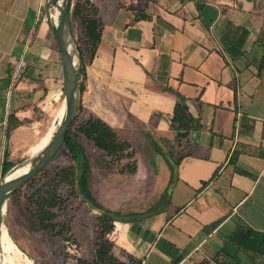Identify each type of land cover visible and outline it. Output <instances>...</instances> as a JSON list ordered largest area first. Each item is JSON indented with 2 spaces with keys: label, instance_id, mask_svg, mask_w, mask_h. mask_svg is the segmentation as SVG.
I'll return each instance as SVG.
<instances>
[{
  "label": "crops",
  "instance_id": "crops-1",
  "mask_svg": "<svg viewBox=\"0 0 264 264\" xmlns=\"http://www.w3.org/2000/svg\"><path fill=\"white\" fill-rule=\"evenodd\" d=\"M91 1L102 30L82 105L113 128L149 127L152 144L176 135V93L193 118L162 204L116 212L115 254L129 264H264L232 239L264 232V0ZM40 5L0 0L1 169L43 130L51 79L40 69Z\"/></svg>",
  "mask_w": 264,
  "mask_h": 264
},
{
  "label": "rangeland",
  "instance_id": "rangeland-1",
  "mask_svg": "<svg viewBox=\"0 0 264 264\" xmlns=\"http://www.w3.org/2000/svg\"><path fill=\"white\" fill-rule=\"evenodd\" d=\"M69 17L70 34L73 39L75 59L76 49L84 50V34L79 15L72 8ZM89 2H92L89 0ZM39 21L46 24V35L42 38L40 69L49 82L47 98L43 103L45 116L42 133L58 125L57 113L62 101V78L60 76V58L57 42L46 15V0H41ZM85 62L88 54L84 53ZM79 83L83 84L82 73ZM82 104V97H81ZM92 114L83 105L69 131L82 144L89 159L87 182L89 195L93 196L103 208L120 212L127 216L145 212L162 204L160 196L167 190L172 167L170 159L176 161L180 140L176 135L172 140L152 144L146 136L150 128L133 121L125 127L113 128L121 140L131 144L133 156L121 160L106 155L78 131V126ZM175 130V129H171ZM19 163V162H18ZM133 174L122 172L124 165L131 168ZM74 162L65 146H62L49 164L15 191L8 199L2 215V226L8 231L19 253H11L16 262L30 264H76L77 258H88L92 254L96 231V218L100 210L91 207L78 194L77 187L63 182L59 172L73 167ZM1 180V177H0ZM54 199L56 202L57 226H63L61 232L54 235L42 229L36 215L38 202ZM52 202V201H51ZM5 254V253H4Z\"/></svg>",
  "mask_w": 264,
  "mask_h": 264
},
{
  "label": "trees",
  "instance_id": "trees-1",
  "mask_svg": "<svg viewBox=\"0 0 264 264\" xmlns=\"http://www.w3.org/2000/svg\"><path fill=\"white\" fill-rule=\"evenodd\" d=\"M72 10L80 17L85 38L84 50L82 51L80 48L76 49L77 75L79 78V74L82 73L84 78L83 84L79 83V103L77 112V114H79L82 107L81 97L85 91V66L91 62L97 50L101 38L102 23L98 16L97 7L93 2H89V0H76ZM85 52L88 54L87 62H85L84 58ZM262 58H264V53ZM176 97L177 101L174 105L171 125L173 129L177 131L178 137L183 138L191 128L193 118L188 112L185 98L178 93H176ZM77 129L88 140L92 141L98 149L104 151L106 155L110 157L121 160L123 158L130 159L133 156L130 142L119 139L111 126L93 114H90L86 120L81 122ZM63 146L66 147L69 156L74 162V166L62 169L59 172L60 179L70 184L71 187H77L78 194H80L81 198L89 202L91 207L101 211L96 218V231L92 251L93 256L92 258L79 257L77 258L76 264H129V261L134 259L125 253H121V255L126 260L116 255L114 252V244L108 237L113 226V220L118 217V214L103 208L96 202L91 194L89 195L87 175L90 167L84 147L69 130L66 133ZM175 163L176 161H174V164ZM132 165L131 168H128V164L124 165L122 172H127L129 174L135 173L136 166L134 163H132ZM12 166L13 164L4 161L2 164V175ZM45 203L46 206L43 205V201L38 202L39 206L36 215L42 229L56 235L61 232L63 227L57 226V221L55 220L57 216L56 210H54V208H56V202L52 198ZM232 239L239 247L264 254V232L249 230L247 234H235Z\"/></svg>",
  "mask_w": 264,
  "mask_h": 264
},
{
  "label": "water",
  "instance_id": "water-1",
  "mask_svg": "<svg viewBox=\"0 0 264 264\" xmlns=\"http://www.w3.org/2000/svg\"><path fill=\"white\" fill-rule=\"evenodd\" d=\"M73 0H46V15L50 22V13L57 11V20L50 26L58 46L61 78L62 101L64 113L59 118L57 127L53 130L45 145L34 155L26 156L19 163L13 165L0 180V232L2 229V215L9 197L19 190L25 183L43 170L56 156L63 146L67 131L77 116L79 103V82L76 71V59L73 39L70 34L69 17ZM30 159V166L24 172L7 177V174L17 165ZM0 243V254H1ZM1 259V257H0ZM0 264L1 260H0Z\"/></svg>",
  "mask_w": 264,
  "mask_h": 264
},
{
  "label": "bare ground",
  "instance_id": "bare-ground-1",
  "mask_svg": "<svg viewBox=\"0 0 264 264\" xmlns=\"http://www.w3.org/2000/svg\"><path fill=\"white\" fill-rule=\"evenodd\" d=\"M50 15H51V19L57 20V11L50 13ZM63 113H64V102L61 101L60 108H59V111L57 113V117L58 118L62 117ZM54 129H55V126L52 125V127H49L45 131V133H42V131L38 133L37 140L29 148V150L27 152V155H29L28 157H30L31 155H34L38 150H40V148H42L45 145V143L50 138ZM29 166H30V159L25 161L23 164L17 165L15 168H13L7 174V177L9 178L11 176H15L17 174H20V173L24 172L25 170H27L29 168ZM8 231L4 227H2L1 232H0V243H1V252H2L0 254L1 263L2 264H30L29 261H27L25 263L14 261L13 255H11V253H13V252L19 253V251L17 250V248H15V245H14L13 241L11 240Z\"/></svg>",
  "mask_w": 264,
  "mask_h": 264
},
{
  "label": "built area",
  "instance_id": "built-area-1",
  "mask_svg": "<svg viewBox=\"0 0 264 264\" xmlns=\"http://www.w3.org/2000/svg\"><path fill=\"white\" fill-rule=\"evenodd\" d=\"M1 175H2V169H1V167H0V177H1Z\"/></svg>",
  "mask_w": 264,
  "mask_h": 264
}]
</instances>
